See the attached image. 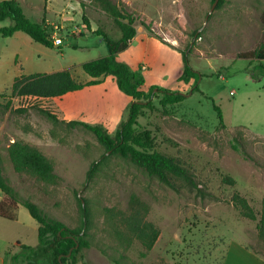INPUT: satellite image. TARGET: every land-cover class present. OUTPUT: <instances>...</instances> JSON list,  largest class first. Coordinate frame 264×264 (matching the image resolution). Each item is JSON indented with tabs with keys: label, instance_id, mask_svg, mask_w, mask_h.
<instances>
[{
	"label": "rangeland",
	"instance_id": "374dc122",
	"mask_svg": "<svg viewBox=\"0 0 264 264\" xmlns=\"http://www.w3.org/2000/svg\"><path fill=\"white\" fill-rule=\"evenodd\" d=\"M26 1L32 5L30 17L42 20L47 0ZM113 1L137 18L140 29L116 60L144 80L142 90L157 88L151 98L154 110L138 119V131H150L154 150L188 168L204 193L179 181L176 188L167 186L107 152L92 132L61 122L101 125L114 136L129 119L133 102L120 91L115 77L108 75L102 83L62 98L12 97L14 80L22 74L68 70L77 81L88 82L91 77L83 64L108 56L104 37L94 32L100 30L115 41L121 38L113 20L97 5L85 11L93 22L92 33L86 32L78 9L70 8V18L61 23L68 0H54L48 17L55 24L49 31L61 40L59 46L47 48L25 33L0 38V164L20 203L34 202L49 218L73 230L81 227L84 206L92 247L80 250L75 264H225L232 243L264 254L258 221L243 218L231 202L239 193L258 217L264 202V77L253 79L250 70L255 63L243 57L262 42L264 0H224L211 15L213 0ZM184 53L201 75L197 83L179 80ZM196 84L199 91L194 92ZM160 90L186 97L164 108ZM213 101L222 109L225 128ZM15 142L45 155L53 163L56 180L46 183L30 173H17L8 154ZM225 176L232 177L235 185L224 183ZM17 217L0 219L3 259L18 243L32 247L39 243V225L22 204ZM135 220L159 230L151 251L134 235Z\"/></svg>",
	"mask_w": 264,
	"mask_h": 264
},
{
	"label": "trees",
	"instance_id": "16d2710c",
	"mask_svg": "<svg viewBox=\"0 0 264 264\" xmlns=\"http://www.w3.org/2000/svg\"><path fill=\"white\" fill-rule=\"evenodd\" d=\"M223 3L224 0H219L218 7H221ZM80 4L83 9V21L86 30L91 31V25L85 11L89 5L95 4L113 20L115 26L121 32V38L116 41L100 30L94 32L104 37L108 56L83 64V70L92 80L81 83L68 70L51 74L21 75L14 80L11 90L12 97L61 98L68 93L81 91L85 87L98 85L102 83V78L108 75L115 77L120 91L131 97L133 102L130 107L129 119L121 124L114 136L110 135L100 125L93 126L81 121L67 122L62 120L61 122L70 127H83L92 132L107 152L131 162L150 177L157 178L165 185L176 188L175 181H179L203 194L204 190L199 188L195 176L188 168L183 166L177 159L154 150V138L150 131H138V119L146 110H154L151 98L154 96L153 90L157 88L153 87L149 93L142 90L144 80H140L127 64L116 60V56L126 51L137 36L138 30L135 25L137 18L113 0H80ZM0 20L11 21V25L0 28V37L2 38H9L17 32H23L34 42L47 48L56 46L52 33L49 31L51 25L47 23L45 17L41 21L30 19L18 0L0 1ZM141 24L147 31L152 33L150 25L145 21H142ZM243 55L244 58L255 63L250 70L252 78L260 80L264 77V34L260 45L254 51ZM183 58L185 68L179 80L189 82L195 79L197 83L201 75L191 67L186 53L183 54ZM160 91L161 93L164 92L160 100L164 108L181 103L186 97L185 94L179 92ZM197 91H199V86L196 84L194 92ZM213 107L220 126L225 128L222 109L214 101ZM25 111L20 110V112ZM45 113L53 120L60 121L57 115L49 111H45ZM233 148L239 150L236 145H233ZM243 153L245 154V151ZM8 154L17 173H30L38 180L46 183H53L56 180L57 176L53 163L36 148L28 144L15 142L8 148ZM89 176H91V171ZM223 181L232 186L236 183L230 176H225ZM0 191L4 196L3 201L0 203L1 218L15 221L17 210L22 204L29 210L31 216L39 225L38 245L32 247L18 243L19 250L12 254L11 264H63L68 260L70 264H75L77 253L82 249L92 247L85 230L88 222L87 212L83 205H81L83 209L81 227L78 230L70 229L62 222L49 218L34 202L24 200L20 203L19 195L5 177L1 164ZM231 202L243 218L258 221V235L261 240H264V202L259 217L250 202L239 193L233 195ZM131 229L147 251L154 248L160 232L152 223L135 220L131 222Z\"/></svg>",
	"mask_w": 264,
	"mask_h": 264
},
{
	"label": "crops",
	"instance_id": "0c3cea01",
	"mask_svg": "<svg viewBox=\"0 0 264 264\" xmlns=\"http://www.w3.org/2000/svg\"><path fill=\"white\" fill-rule=\"evenodd\" d=\"M18 1L21 3L25 14L30 19H32L30 17V15L28 14V12H29L28 10L32 9L31 3L27 4L26 0H18ZM53 6H54V0H48L47 1V6L45 7V15H44V17H45V19H46V21H47V23L49 25H54L55 24L48 17V11H49L50 7L54 8ZM70 8L78 9L79 12L81 11L83 13V9L81 7L80 0H68L67 4L64 7V9L62 11V14H61V23H63L62 21H65L66 19L70 18V15H69ZM32 20H35V19H32ZM35 21H41V20H35ZM8 22H9V20H6V21H1L0 20V23H1L0 24V28L9 26ZM92 24H93V22L90 23L91 32L93 33L94 31H93V27H92L93 25ZM10 25H11V22H10ZM137 30L139 31L140 29L137 28ZM143 31L146 32V30H143ZM86 32H87V30H86ZM21 33H23V32H17L12 37H9V38L17 37ZM87 34H90V33H87ZM87 34H85V35H87ZM0 38H2V37H0ZM9 38H3V39H9ZM17 58H18V56H17ZM20 66H22V65H20ZM22 75H32V74H22ZM91 80H92V78L89 81H91ZM11 90H12V88H11ZM132 101H133V99H132ZM67 122H69V121H67ZM3 199H4V196H3V194L0 191V203L3 201ZM0 219H3V218L0 217ZM17 219H18V217H17ZM0 227H1V224H0ZM0 231H1V228H0ZM2 244H3V240H2L1 233H0V248H1ZM18 250H19V247L15 251L12 250L11 248H9L7 250V252L5 253L6 259H3L0 256V264H11V262H12L11 261V256H12V254L16 253ZM0 253H1V251H0ZM230 259L232 260L231 262H229ZM225 261H226L225 264H264V254H261V253H259L257 251H254V250H251L246 244H238L237 243V245H234V243H232L230 245L228 251H227V254H226V257H225Z\"/></svg>",
	"mask_w": 264,
	"mask_h": 264
},
{
	"label": "water",
	"instance_id": "95a60500",
	"mask_svg": "<svg viewBox=\"0 0 264 264\" xmlns=\"http://www.w3.org/2000/svg\"><path fill=\"white\" fill-rule=\"evenodd\" d=\"M218 3H219V0H215V2H214V4H213V7H212V9H211V11L209 12V15H211L212 14V12H213V10L215 9V7L218 5ZM72 252V251H71Z\"/></svg>",
	"mask_w": 264,
	"mask_h": 264
},
{
	"label": "built area",
	"instance_id": "2783aa9c",
	"mask_svg": "<svg viewBox=\"0 0 264 264\" xmlns=\"http://www.w3.org/2000/svg\"><path fill=\"white\" fill-rule=\"evenodd\" d=\"M54 43L56 46H59L61 44V40L59 38H54Z\"/></svg>",
	"mask_w": 264,
	"mask_h": 264
}]
</instances>
